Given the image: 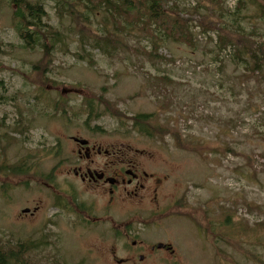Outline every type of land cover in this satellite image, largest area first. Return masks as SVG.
<instances>
[{
  "label": "rangeland",
  "instance_id": "1",
  "mask_svg": "<svg viewBox=\"0 0 264 264\" xmlns=\"http://www.w3.org/2000/svg\"><path fill=\"white\" fill-rule=\"evenodd\" d=\"M25 1L43 7L61 41L23 47L11 0H0V162L29 168L0 176V249L27 246L24 264H115L144 254L131 249L136 242L172 252L142 264H264V69L251 74L231 59L237 52L250 66L246 52L264 42V0L166 2L196 48L167 41L153 57L150 37L114 29L106 7L89 14L79 0ZM218 35L234 48L220 62ZM138 115L152 138L137 131ZM75 136L159 178L154 206L136 211L143 218L131 220L130 207L103 217L100 195L78 191L71 204L39 182L52 174L61 184L56 167Z\"/></svg>",
  "mask_w": 264,
  "mask_h": 264
},
{
  "label": "trees",
  "instance_id": "2",
  "mask_svg": "<svg viewBox=\"0 0 264 264\" xmlns=\"http://www.w3.org/2000/svg\"><path fill=\"white\" fill-rule=\"evenodd\" d=\"M85 5V10L89 13H96L101 8L106 7L108 12L112 16V24L116 28H130L135 26L144 35L150 37V44L152 46L150 51V57L157 54L160 45L163 42H172L177 45L184 46L188 49L195 50L196 39L190 32V27L182 19L171 16L168 14L170 11L165 9V4L171 0H79ZM209 1V0H207ZM216 1V0H215ZM11 4L14 7L13 20L15 24V30L19 39L24 44L25 48H41L46 51L50 50L54 43L60 42V34L52 29H48L43 24V18L45 12L43 7L36 4H30L25 0H11ZM199 9V7L197 8ZM244 9L242 1H238L234 7L233 15L235 17L240 16V12ZM172 13V12H170ZM255 33L252 29L250 36ZM264 36V32H263ZM49 40L50 44L46 43ZM101 43L109 44L107 41H99ZM99 47V44L96 45ZM232 47L230 40L226 37L217 36V53L216 61L220 62V55H226L229 52V48ZM233 52L234 48L232 47ZM1 51V48H0ZM251 65L247 62V59H241L237 52L232 55L231 59H236L245 65L246 71L251 74L255 72H261L264 69V42H260L256 48L250 49L248 54ZM221 68V65H220ZM162 80L168 81L167 78ZM148 121L144 115H138L133 119L135 125L138 126L137 131L150 138L153 134L150 130L143 127V123ZM6 137V136H5ZM1 160V159H0ZM29 168L25 165L22 166H10L0 162V176L4 177H17L27 175ZM46 180H43L44 182ZM228 222V220L226 221ZM262 226V225H260ZM28 247L21 245L12 249H0V264H24L22 258L28 251Z\"/></svg>",
  "mask_w": 264,
  "mask_h": 264
},
{
  "label": "flooded vegetation",
  "instance_id": "3",
  "mask_svg": "<svg viewBox=\"0 0 264 264\" xmlns=\"http://www.w3.org/2000/svg\"><path fill=\"white\" fill-rule=\"evenodd\" d=\"M70 141L74 144V148L69 156L60 160L56 167L57 170H60L61 184L53 185L55 176L52 174L50 181H39L51 191L52 195L57 197L58 187L71 204L76 201L78 191L81 194L92 193L97 197L100 195L105 198V201L100 207L96 203L95 206L100 208L103 217L106 216L105 212L111 209L130 207L132 213L128 217L131 220H138L143 216L138 215L137 210H142L145 206H154L162 182L155 174L148 172L142 162L127 154H121L115 148L105 150L96 143L79 136L70 137ZM80 142H85V144L82 145ZM77 206L80 211L84 210L80 204ZM53 208L56 211H62L64 207L58 201L53 205ZM26 210L28 212L22 213L23 215L33 216L39 211V207L35 208L31 214H28L30 213L29 209ZM131 249L143 251L144 254L132 253L126 259H113L112 262L115 264L123 262L142 264L147 259L154 257L156 252L172 254L171 250L169 251V248L162 244L142 245L133 242Z\"/></svg>",
  "mask_w": 264,
  "mask_h": 264
},
{
  "label": "water",
  "instance_id": "4",
  "mask_svg": "<svg viewBox=\"0 0 264 264\" xmlns=\"http://www.w3.org/2000/svg\"><path fill=\"white\" fill-rule=\"evenodd\" d=\"M80 144L84 145L85 142H80ZM27 212H28V210H23V211H22V213H27Z\"/></svg>",
  "mask_w": 264,
  "mask_h": 264
}]
</instances>
